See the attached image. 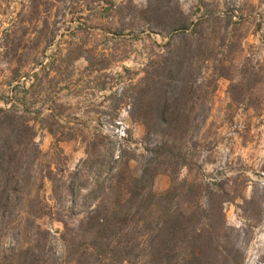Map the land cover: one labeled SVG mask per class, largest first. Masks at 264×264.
<instances>
[{
	"label": "rangeland",
	"instance_id": "1",
	"mask_svg": "<svg viewBox=\"0 0 264 264\" xmlns=\"http://www.w3.org/2000/svg\"><path fill=\"white\" fill-rule=\"evenodd\" d=\"M0 108L35 126L53 237L82 218L68 189L96 136L134 177L168 140L152 189L212 229L206 263L264 264V0H0Z\"/></svg>",
	"mask_w": 264,
	"mask_h": 264
},
{
	"label": "trees",
	"instance_id": "2",
	"mask_svg": "<svg viewBox=\"0 0 264 264\" xmlns=\"http://www.w3.org/2000/svg\"><path fill=\"white\" fill-rule=\"evenodd\" d=\"M163 102L158 97L157 110L166 120ZM31 121L27 113L0 108V264H207L213 239L202 245L201 237L212 229L193 225L191 215L174 206L176 189L159 195L152 189L161 159L171 155L168 140L155 144L142 174L134 177L118 170L112 174L128 161L126 151L115 158L113 135L96 136L100 148L86 153L83 165L97 172L91 188L84 193L87 183L78 180L83 165L73 174L68 189L73 205L66 217L78 213L82 218L74 225L63 220L56 257L51 248L59 239L38 223L49 206L42 195L45 178L32 174L41 150ZM78 201L82 208L77 211ZM183 251L187 255L181 256Z\"/></svg>",
	"mask_w": 264,
	"mask_h": 264
}]
</instances>
